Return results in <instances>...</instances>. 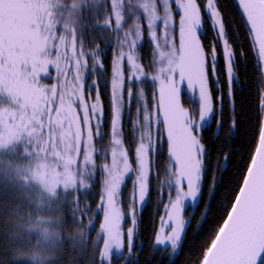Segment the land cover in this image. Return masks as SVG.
I'll use <instances>...</instances> for the list:
<instances>
[{
    "label": "snow or ice",
    "instance_id": "obj_1",
    "mask_svg": "<svg viewBox=\"0 0 264 264\" xmlns=\"http://www.w3.org/2000/svg\"><path fill=\"white\" fill-rule=\"evenodd\" d=\"M236 3L259 72L256 136L236 169L222 223L210 232L192 264H264V0ZM108 5L109 0H0V195L4 200H24L36 210L34 217L31 211L25 214L19 207L0 203L7 213L0 216V227H10L0 232V264H60L62 213L68 208L73 223L83 227L90 206L80 210V196L97 183L102 189L103 247L93 249V264H113L114 259L116 264H132L134 227L126 234L122 231L119 197L126 177L134 173L129 216L135 226V203L144 202L151 191L154 126L157 136H166L169 156L164 181L156 177L157 194L164 190L168 196L164 207L173 221L171 232L156 234L155 242L167 244L173 254L182 246L185 201L195 203L202 196L210 167L201 132L215 116L214 104L223 99L221 95L214 100L209 88L211 77L220 91L218 41H222L230 100L237 79L231 25L225 23L219 0H110ZM99 8L105 10L102 26L96 15ZM86 20L94 22L92 30L117 37L108 132L103 130L108 122L96 81L88 85L85 79L104 67L98 48L85 49L90 27ZM205 20L215 34L208 50L199 34ZM145 34L153 45L147 65L150 77L137 55ZM149 78L154 87L151 103L141 86ZM184 81L189 88L198 85L199 103L192 110L180 102L178 84ZM133 103L135 118L130 116ZM126 111L134 138L127 147ZM222 127L217 125L215 138ZM235 127L232 121L230 129ZM221 159L227 162L230 157L222 154ZM217 183L223 180L212 177L213 191ZM207 211L206 207L202 220ZM69 246L87 255L83 236L79 242L70 240ZM124 251L129 255L124 256Z\"/></svg>",
    "mask_w": 264,
    "mask_h": 264
},
{
    "label": "trees",
    "instance_id": "obj_2",
    "mask_svg": "<svg viewBox=\"0 0 264 264\" xmlns=\"http://www.w3.org/2000/svg\"><path fill=\"white\" fill-rule=\"evenodd\" d=\"M219 6L226 18V25H231L228 31L230 43L235 52L234 75L237 79L232 88V97L230 100L228 96L229 88L225 75L226 64L220 54L222 41H218L217 76L219 77L220 91H216L218 85L212 82L211 77L209 88L214 100L217 96L221 95L223 99L220 103L214 104L215 116L212 120L204 124V129L201 132L203 143L208 152L210 167L202 183V199L200 206L196 210L191 222L185 228L182 235V246L178 249L175 256L171 257L168 248L163 249L155 242V236L159 231L163 219L168 220L166 216L167 210L164 207L168 204V196L164 194V190L158 195V187L154 185L157 176H159V179L161 176L164 177L163 169L166 167L169 160L166 138L165 136H158L159 138L157 139L155 150L151 157L153 167L150 175V195L146 197L144 202H140L137 199L135 203V226L132 224L131 218H126L122 225V229L125 231L129 227H134L135 248L130 257L132 264H192L194 258L200 254L201 248L205 240L208 239L210 232L215 230L219 224L222 223L221 218L225 215L224 206L228 203L234 191V176L237 174L236 169L240 166L241 158L248 154L253 139L256 136L255 129L257 126L258 107L257 81L259 72L255 67L254 55L249 47L250 39L246 36L245 29L241 26L240 10L237 7L236 1L219 0ZM97 10L98 12H96V15L99 19V24L102 26L105 10L102 8ZM85 23L90 26L88 32H86L84 36L85 48L86 50H91L92 47L98 48L100 53L99 59L103 62L104 66L103 69L96 71L94 74H87L86 82L88 85H91L93 81H96L100 101L104 107V119L108 122L105 123L103 130L104 132H108L110 123L109 101L111 97L112 62L114 58V35H110L108 32L100 29L92 30L91 26L94 24L93 21L86 20ZM199 34L202 43L205 45L206 50H208V46L213 42L215 35L209 21L205 20V25L199 30ZM151 48V44L147 37L144 36L143 42L139 47L138 56L141 58L140 62L145 66V71L148 74H150L151 71L147 68V65L152 60ZM127 72L125 77H127ZM52 73L53 75L55 74V72ZM47 82L51 83L52 81L47 80ZM141 86L144 88L147 102L151 103L154 93L153 85L149 84L148 80H146ZM178 87L180 88L181 104L189 110L196 108L199 103L198 85H193L192 88H189L187 81H184L179 83ZM85 92L87 94V87L85 88ZM95 95L96 91L93 90L91 92L93 101ZM130 116L132 118L136 116V105L134 103L131 106ZM232 121H235L236 124L234 129H230ZM123 123L124 136L126 138L125 146L127 147L133 143L134 139L130 134L129 113L127 111ZM218 124H222L223 127L219 131V138L217 139L215 135L217 134ZM137 135H139V133H137ZM107 143V140H105L104 144ZM97 147H100V145L98 144ZM222 154L228 155L230 159L225 162L221 159ZM218 163L220 166L219 171L217 170ZM212 177H215L217 181L223 180L222 184H216L214 191L212 187ZM101 191L102 189L97 183V186L91 188L90 191L88 190L81 194L80 203H86L87 206H90V211L86 212L84 216L83 227L73 223L72 214L68 208L64 210L62 218L63 230L57 229V231H61V235L64 239V248L61 255L57 257L60 264H93V249H99L100 247L99 243L94 240L95 227L89 228V226L93 220H95L94 225L100 221L99 217L103 212V210L99 208ZM83 198L85 200H82ZM0 203L6 205V207L10 209L19 207L25 214L31 211L35 217V208L28 207L27 202L24 200H16L15 198L4 200L3 196L0 195ZM68 205L70 208L71 203H68ZM206 207L208 208L207 216L206 219L202 220V217L205 215ZM200 213H202V215ZM6 215L7 213L0 208V216ZM76 218L77 220L80 219L79 212ZM5 230L10 231V227L8 229L0 227V232ZM81 236H83L84 240L87 242V255L82 254L79 250H73L69 246L70 240L79 242ZM123 255L128 256L129 254L125 251ZM113 264H116V259L113 260ZM120 264H123V261H120Z\"/></svg>",
    "mask_w": 264,
    "mask_h": 264
},
{
    "label": "rangeland",
    "instance_id": "obj_3",
    "mask_svg": "<svg viewBox=\"0 0 264 264\" xmlns=\"http://www.w3.org/2000/svg\"><path fill=\"white\" fill-rule=\"evenodd\" d=\"M109 7H110V0H109ZM103 9V8H102ZM96 12H98V10H96ZM104 15H105V11H104ZM113 27H114V25H113ZM144 36H146L147 37V39H148V41H149V37H148V35L147 34H145ZM143 36V37H144ZM177 37H178V34H177ZM142 42H143V38H142V40H141V42H140V45L142 44ZM149 43H150V41H149ZM151 44V43H150ZM116 47H117V37L114 35V40H113V48H114V57H115V53H116ZM140 47V46H139ZM139 47L137 48V55H139ZM151 47H153L152 46V44H151ZM86 49V48H85ZM91 49H96V47H92ZM90 50V49H89ZM152 57V56H151ZM114 59V58H113ZM90 63H91V61H90ZM124 68H125V71H124V75H126V72H127V65L125 64L124 65ZM51 72H54V69H52V68H50L49 69ZM99 70H101V69H97V71H99ZM151 74H152V72L150 71V74H149V77L151 76ZM129 75V72H127V76ZM86 76H87V74H86ZM86 76H85V79H86ZM148 80V82H149V84H151V85H153V81H151V79L149 78V79H147ZM46 82H47V80H46ZM197 86V85H196ZM92 101H93V99H92ZM91 101V102H92ZM159 137L157 136V134H156V131H155V127H153V142H154V145L157 143V139H158ZM165 138H166V136H165ZM16 163H18V164H23L24 162L23 161H16ZM97 163L99 164L100 163V161L98 160L97 161ZM135 166V165H134ZM134 179H135V174L133 173V174H129V177H126V180H125V184L122 186V188H121V192H122V195L119 197V201H120V204H119V206L121 207V209H122V212L124 213V216H123V219L121 220V222H120V225H121V229H122V225H123V222L126 220V218H131L130 216H129V205H130V194L132 193V191H133V184H134ZM97 180H99V177L97 178ZM160 180V182L162 183L163 181H164V177L163 176H161V178L159 179ZM154 185H155V187H159V185H158V182H157V180L155 181V183H154ZM126 187H129V188H126ZM124 189H126V190H124ZM90 191V190H89ZM124 196H125V198H124ZM82 200H85L84 198L82 199ZM85 202V201H84ZM68 203H71V198L69 199V201H68ZM85 206H86V203H80V210H83L84 208H85ZM63 213H64V211H63ZM63 213H62V218H63ZM41 215H44V213H41ZM100 221H99V223L97 222V224L96 225H94V221L95 220H93L92 221V223H91V225L89 226V228H91V227H95V236H94V240L97 242V243H99V249H102V247H103V244H102V237H103V233H102V230H101V227H100V225L102 224V223H104V212H102L101 214H100ZM185 218L186 217H184L183 219L185 220ZM131 220V219H130ZM87 225V224H86ZM172 225H173V221H170V220H165V219H163V221H162V223H161V225H160V227H159V231H158V233L159 234H161V235H163V234H169L170 232H171V227H172ZM122 231L124 232L125 230H123L122 229ZM125 232H127V230L125 231ZM124 232V233H125ZM157 233V234H158ZM159 246H161L163 249H165V248H168L169 249V252H170V256L171 257H174L175 256V254L178 252V250H177V252L175 253V254H173L172 252H171V249H170V247L167 245V244H165V245H159ZM125 252V251H124ZM123 252V253H124ZM122 253V254H123Z\"/></svg>",
    "mask_w": 264,
    "mask_h": 264
},
{
    "label": "flooded vegetation",
    "instance_id": "obj_4",
    "mask_svg": "<svg viewBox=\"0 0 264 264\" xmlns=\"http://www.w3.org/2000/svg\"><path fill=\"white\" fill-rule=\"evenodd\" d=\"M201 199H202V196L198 197V199H197V201L195 203L191 202L190 200H186L185 201L184 210L181 213L182 218L186 217L185 220H184L185 221V228L191 222L196 210L200 206ZM200 214L202 215V213H200Z\"/></svg>",
    "mask_w": 264,
    "mask_h": 264
},
{
    "label": "water",
    "instance_id": "obj_5",
    "mask_svg": "<svg viewBox=\"0 0 264 264\" xmlns=\"http://www.w3.org/2000/svg\"><path fill=\"white\" fill-rule=\"evenodd\" d=\"M236 1V0H235Z\"/></svg>",
    "mask_w": 264,
    "mask_h": 264
}]
</instances>
